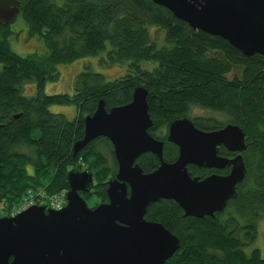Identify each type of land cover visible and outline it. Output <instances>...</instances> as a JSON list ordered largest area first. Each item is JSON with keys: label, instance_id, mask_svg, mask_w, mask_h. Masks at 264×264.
Returning <instances> with one entry per match:
<instances>
[{"label": "trees", "instance_id": "trees-1", "mask_svg": "<svg viewBox=\"0 0 264 264\" xmlns=\"http://www.w3.org/2000/svg\"><path fill=\"white\" fill-rule=\"evenodd\" d=\"M20 14L31 36L41 37L47 51L22 55L11 48L15 33L11 24L0 23V202L6 210L30 189L44 187L49 193L69 189L71 169L87 165L97 181L85 198L108 201V178L116 161L100 149L105 137L90 142L75 157L74 144L83 138L84 117L104 99L107 109L127 104L135 87L148 89L154 124L149 131L164 129L177 118L189 116L197 105L221 112L228 120L194 117L203 130L240 125L246 132V176L237 195L223 212L197 218L185 216L175 200L160 199L148 206L146 217L162 222L179 236L180 248L164 264H264L262 250L245 247L257 238L258 221L264 217V55L246 56L228 40L193 29L169 9L153 0H19ZM164 32V42L152 38L149 27ZM110 49V64H127V72L108 80L93 71L80 72L74 93L46 94L45 85L60 78L59 64L97 55ZM234 67L240 73L228 75ZM36 83V93L23 94V86ZM73 103L74 119L49 109L52 104ZM35 128L41 134L34 135ZM164 159L175 161L178 146L166 140ZM24 148L25 151H20ZM111 155L113 151L110 148ZM137 162L144 172L160 164L146 152ZM32 167V170L29 169ZM193 176L204 178L203 167L188 165ZM96 206V205H95Z\"/></svg>", "mask_w": 264, "mask_h": 264}, {"label": "water", "instance_id": "water-1", "mask_svg": "<svg viewBox=\"0 0 264 264\" xmlns=\"http://www.w3.org/2000/svg\"><path fill=\"white\" fill-rule=\"evenodd\" d=\"M153 1L193 29L228 40L246 56L264 55V0ZM20 12L19 0H0V23L12 24ZM147 97L148 89L139 85L129 103L107 109L100 99L84 117V136L75 142L73 155L99 137L111 142L118 171L108 180V202L89 207L81 191H91L94 174L71 169L63 209L35 205L15 216H0V264H164L181 241L162 222L145 218L151 203L175 200L185 216L197 218L225 210L246 176L244 129L227 123L206 131L191 117L177 118L169 125L168 140L179 154L169 162L165 142L149 132L154 121ZM221 144L239 154L219 156ZM146 152L160 160L147 173L137 163ZM189 164L231 170L202 178L191 175Z\"/></svg>", "mask_w": 264, "mask_h": 264}, {"label": "rangeland", "instance_id": "rangeland-1", "mask_svg": "<svg viewBox=\"0 0 264 264\" xmlns=\"http://www.w3.org/2000/svg\"><path fill=\"white\" fill-rule=\"evenodd\" d=\"M63 0H56L57 3L61 4ZM11 28L15 33L10 37L11 48L19 54L27 55L30 53H39L43 54L47 51V45L45 41L39 36H31L29 34V28L23 19L22 15L19 14L17 20L11 24ZM152 38H155L158 41V45H162L164 42V32L161 29L156 27H149ZM107 49L101 51L97 55L85 56L77 59L72 63L59 64L58 69L61 73L60 78L57 81H49L46 83L44 91L46 94H69L74 93V82L76 76L82 71H93L99 72L106 75L108 80H112L118 76H123L127 72V64H110L107 63L103 58L108 57L107 52L110 49V42L107 41ZM2 69V64L0 63V70ZM241 68L235 67L233 71L228 75L232 77L235 73H240ZM36 83L28 82L23 86V94L27 96H32L36 92ZM49 109L54 113H63L69 119H74L78 113V108L75 104H52L49 106ZM189 116L194 117H211L215 118L221 122H226L228 118L224 113L216 112L211 109L203 108L197 105H193L190 108ZM34 135H40L41 131L38 128H35ZM100 149L112 159L109 145L105 142L100 143ZM20 151H25L24 148H20ZM31 168V169H30ZM29 169L32 170V167L29 166ZM96 196L93 195L92 198L88 199L89 205H95ZM7 204L0 202V211L3 214H6ZM258 233L257 238L253 244H250L245 247L246 252L250 253L254 247H259L262 250L264 257V217L258 221Z\"/></svg>", "mask_w": 264, "mask_h": 264}, {"label": "built area", "instance_id": "built-area-1", "mask_svg": "<svg viewBox=\"0 0 264 264\" xmlns=\"http://www.w3.org/2000/svg\"><path fill=\"white\" fill-rule=\"evenodd\" d=\"M82 165L84 163L82 162ZM67 189L59 190L49 193L46 188L38 187L30 189L24 196L16 203L7 209L6 215L15 216L16 214L26 210L31 206H44L48 205L52 209L59 210L66 206V193ZM0 211V215H1Z\"/></svg>", "mask_w": 264, "mask_h": 264}, {"label": "flooded vegetation", "instance_id": "flooded-vegetation-1", "mask_svg": "<svg viewBox=\"0 0 264 264\" xmlns=\"http://www.w3.org/2000/svg\"><path fill=\"white\" fill-rule=\"evenodd\" d=\"M234 68H235V67H234ZM232 77H233V76H232ZM205 118H207V116H205ZM227 123H232V122H227ZM227 123H226V124H227ZM223 126H224V125H223ZM223 126H221V127H223ZM221 127H220V128H221ZM216 129H219V128H216ZM149 130H150V129H149ZM212 130H215V129H212ZM206 131H210V130H206ZM149 132H150V134H151L152 136H154L155 138H157V139H159V140H163V139H161L160 137H161L162 135H165L166 140L169 141V140H168L169 126H168V127H165L164 129H155V130H153V131H149ZM99 138H100V137H99ZM97 139H98V138H97ZM163 141L165 142V140H163ZM169 142H170V141H169ZM110 143H111V142H110ZM172 143H173V142H172ZM164 147H165V145H164ZM110 148H111V150L113 151V146H112V144H111ZM178 149H179V148H178ZM237 154H239V152L228 150L227 147H226L225 145H222V144H221V145L218 146V155L221 156V157L233 158V157H235ZM242 154L244 155V151L242 152ZM113 155H114V156H112V159H115V161H116L114 151H113ZM116 163H117V161H116ZM137 163H138V162H137ZM86 168H87V165H86V167H85L84 169H86ZM203 168H205V169H206V172H208V173L206 174L205 177H207V176H209V175H211V174L227 175V174L230 172V170H231V167H230V166H227V167H224V168H215V167H212V168H210V167H203ZM117 171H118V163H117V165H116L115 171L112 172V173L110 174L108 180L111 179V178H114V177L116 176V174H117ZM108 180H107V181H108ZM96 183H97V181H96V179H95V175H94V187H95ZM94 187L91 189V191L94 190ZM107 188H108V187H107ZM91 191H90V192H91ZM129 191H130V190H129ZM90 192H84V191H81V195L85 198L86 194H84V193H90ZM129 193H130V192H129ZM85 199H86V198H85ZM88 199H89V198L86 199L87 203H89V202H88ZM107 202H108V201H107ZM88 205H89V204H88ZM95 205L97 206V204H95ZM95 205H89V207L94 208V207H96ZM147 211H148V208H147ZM146 215H147V212H146V214H145V218H146L147 220H150V221H157V220H153V219H149V218H147ZM202 218H203V217H202ZM158 222H159V221H158Z\"/></svg>", "mask_w": 264, "mask_h": 264}]
</instances>
